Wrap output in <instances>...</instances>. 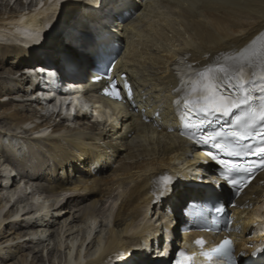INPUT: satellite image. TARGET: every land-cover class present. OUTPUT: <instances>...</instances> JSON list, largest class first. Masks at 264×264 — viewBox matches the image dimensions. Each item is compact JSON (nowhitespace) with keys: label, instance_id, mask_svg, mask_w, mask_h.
Listing matches in <instances>:
<instances>
[{"label":"bare ground","instance_id":"6f19581e","mask_svg":"<svg viewBox=\"0 0 264 264\" xmlns=\"http://www.w3.org/2000/svg\"><path fill=\"white\" fill-rule=\"evenodd\" d=\"M44 1L18 9L0 1V264H41L46 257L49 264H117L135 244L143 248L136 264H168L182 226L187 244L196 246L201 236L184 206L220 197L222 185L180 133L191 86L180 67L231 65L241 52H259L264 0H57L63 12L56 29L33 40L46 23ZM64 13L70 15L58 22ZM113 41L123 47L114 73L128 74L134 98L117 117H104L108 123L85 108L75 119L62 117L71 102L60 100L72 83L94 93L103 86L92 76ZM35 63L54 66L61 84L70 79L57 102L52 76L26 74ZM104 197L114 206L98 223ZM234 201L238 251L251 250L264 240V171Z\"/></svg>","mask_w":264,"mask_h":264},{"label":"snow or ice","instance_id":"6c2138e0","mask_svg":"<svg viewBox=\"0 0 264 264\" xmlns=\"http://www.w3.org/2000/svg\"><path fill=\"white\" fill-rule=\"evenodd\" d=\"M233 60L231 65L218 64L209 66L198 71L200 88L196 91L198 100L193 107H198L197 117H203L202 123L211 124L213 121L209 117H228L234 110H241L240 115L235 117L232 127L227 132H213L204 136L201 143L211 142L212 147L224 152V156L233 158L249 155V152L256 158V161L264 166V49L259 52L245 53L241 52L237 57L230 58ZM258 65L261 69L258 79L255 71L246 72V68ZM234 80L235 86L240 90L238 93H225L221 91V80ZM254 86L257 83L258 88H248V84ZM252 91H257L253 96ZM105 94L120 99V89L116 85L111 86V91L105 89ZM187 111V109H186ZM184 115H181V120ZM218 122V119H217ZM196 127V125H193ZM222 138V142L217 138ZM231 137V142H229ZM259 137V145L253 148L251 145H245L243 142L249 138ZM218 166L223 167L229 176L233 173L249 172L248 167H241L239 163H231L227 159L218 158L212 152L207 153ZM167 180L168 178H164ZM242 182V181H241ZM227 183L236 185L235 178L230 179ZM197 244L202 245V240H197ZM230 242L224 240L215 250L219 255H229L231 248L228 247ZM137 251L133 250L124 260L126 264H136L135 257ZM178 264L180 262L178 261Z\"/></svg>","mask_w":264,"mask_h":264},{"label":"rangeland","instance_id":"374dc122","mask_svg":"<svg viewBox=\"0 0 264 264\" xmlns=\"http://www.w3.org/2000/svg\"><path fill=\"white\" fill-rule=\"evenodd\" d=\"M1 1V0H0ZM6 1H8V2H10V6L12 7V8H16V9H18L19 7H27V5L29 4V0H21L22 1V4H21V2H19L18 0L16 1V0H6ZM54 2L51 4V5H49V3H47L48 2V0H45L44 1V3H43V5L40 7L41 9L40 10H43V17H44V19H43V21H46V23L44 22V23H42V25H39V27L38 28H36L35 30H34V35H33V40H35V37H37V36H41V35H45V34H49V33H51V32H53L54 31V28L56 27V24H55V22H54V18H56L59 14H61L62 12H63V10L61 11V8L60 7H58V4H57V0H53ZM63 9V8H62ZM39 10V11H40ZM68 15H69V13H68ZM66 16H67V13H64V14H62L61 15V17L58 19V22L60 21V19H65L66 18ZM52 22H54V23H52ZM57 22V23H58ZM63 22V21H62ZM46 24H48V25H46ZM56 29V28H55ZM57 34H58V31H57ZM3 71H5V70H3ZM7 74V72H3V75H6ZM8 101V100H7ZM16 103V102H15ZM209 167V166H208ZM210 169V168H209ZM113 196V195H112ZM113 197H104L103 199L104 200H101L100 199V201H98V207H99V209L96 211V214H97V216H96V219H97V222L99 223V220L100 219H102V217H103V213H104V215L105 216H109V213H110V209L109 210H107L108 208H109V206L111 205V206H114V199H112ZM32 200V199H31ZM31 200H28V202H29V204H30V201ZM33 201V200H32ZM25 204H28L27 202H25ZM76 209V207L74 208H72V210H75ZM103 209V210H102ZM104 210H106L105 212H104ZM76 211V210H75ZM98 212V213H97ZM102 214V215H101ZM152 215H153V213H152ZM99 216V217H98ZM102 216V217H101ZM101 217V218H100ZM107 221H108V219H107ZM106 221V222H107ZM60 224V223H59ZM59 224H57V225H55V227H54V229H59V227H60V225ZM99 225V224H98ZM87 225H85L84 227H86ZM101 229V228H100ZM98 230H99V228H98ZM49 232V231H48ZM179 237H181V235H179ZM51 245V244H50ZM40 248H42V247H40ZM84 249H85V247H84ZM141 247L138 245V244H136L132 249H131V252L133 251V250H135V251H137V253H139L140 251H141ZM58 252V253H57ZM93 252V251H92ZM123 252H125V251H123ZM57 253V254H56ZM41 252L39 253V255H40V258H41ZM45 254V253H44ZM54 256H55V259H56V261H58V259H60V255L62 254V252L61 251H57L56 250V252L54 251ZM125 254H127V253H125ZM45 255H47V254H45ZM64 256V255H63ZM119 257V256H118ZM118 257H116V258H118ZM38 262H40L39 260H38ZM41 264H49V260H47V257H46V259L45 260H42L41 262H40Z\"/></svg>","mask_w":264,"mask_h":264}]
</instances>
